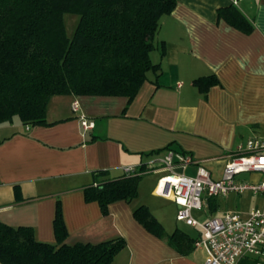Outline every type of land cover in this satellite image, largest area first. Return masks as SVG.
<instances>
[{
	"label": "crops",
	"instance_id": "0c3cea01",
	"mask_svg": "<svg viewBox=\"0 0 264 264\" xmlns=\"http://www.w3.org/2000/svg\"><path fill=\"white\" fill-rule=\"evenodd\" d=\"M230 5L232 0H176L161 19L150 53L160 68L147 72L134 97L58 94L47 102L46 123L26 125L15 116L1 122L0 221L30 226L36 239L56 243L53 220L59 202L65 242L125 240L110 264H202L203 248L183 252L167 238L178 228L195 239L199 230L185 223L186 229L169 225L167 214L176 219L177 206L155 193L166 172L157 163L143 173L135 198L113 201L105 213L97 202L85 200L83 189L98 171L117 177L123 166L144 168L169 150L197 160L176 164L175 173L194 176L202 166L218 179L238 145L264 136V0L234 5L252 24L247 32L218 14ZM210 75L218 82L204 90L196 79L208 81ZM80 114L94 125L84 130ZM214 165L220 167L215 176ZM248 180H264V173L249 172ZM143 187L146 199L140 195ZM229 194L204 199L193 217L205 221L227 210L246 216L251 207L264 208V198L239 205L230 203ZM140 204L160 221L164 237L135 218ZM239 264H264V258L243 257Z\"/></svg>",
	"mask_w": 264,
	"mask_h": 264
},
{
	"label": "trees",
	"instance_id": "16d2710c",
	"mask_svg": "<svg viewBox=\"0 0 264 264\" xmlns=\"http://www.w3.org/2000/svg\"><path fill=\"white\" fill-rule=\"evenodd\" d=\"M175 5L176 0H0V123L14 116L26 125L46 123L47 102L58 94L134 97L147 72L160 68L150 53L162 17ZM67 11L79 15L71 37L62 19ZM218 14L242 31L252 29L234 5L219 8ZM208 77L196 79L204 90L218 82ZM142 175L109 177L98 171L84 187V198L105 213L109 203L137 196ZM133 214L148 231L165 236L146 205ZM53 229L56 243L36 239L30 226L0 221V264H110L125 246L122 237L65 242L59 202ZM167 238L183 252L193 248V237L178 228Z\"/></svg>",
	"mask_w": 264,
	"mask_h": 264
},
{
	"label": "built area",
	"instance_id": "2783aa9c",
	"mask_svg": "<svg viewBox=\"0 0 264 264\" xmlns=\"http://www.w3.org/2000/svg\"><path fill=\"white\" fill-rule=\"evenodd\" d=\"M237 2L232 0L234 5ZM78 107V101L74 100L72 110L76 111ZM79 120L84 130L94 125L84 114L79 115ZM236 149V155L225 164L218 179L202 166L197 168L194 176L172 171L176 164L186 166L197 163L191 154L175 150L150 161L141 170L131 165L122 167L124 173H144L157 163L166 171L158 179L155 193L174 201L178 221L199 230L193 246L206 251L202 264H239L243 257L264 258V208L251 207L246 216L236 210H227L205 221L192 215V210L201 209L203 200L208 197L225 196L231 192L242 194L245 191L264 194V180L245 181L235 177L241 172L264 173V136H254Z\"/></svg>",
	"mask_w": 264,
	"mask_h": 264
},
{
	"label": "rangeland",
	"instance_id": "374dc122",
	"mask_svg": "<svg viewBox=\"0 0 264 264\" xmlns=\"http://www.w3.org/2000/svg\"><path fill=\"white\" fill-rule=\"evenodd\" d=\"M62 19H63V24H64L66 35L68 37H71L73 35L75 28H76V25L78 23L79 15L75 12L67 11V12L63 13ZM211 169H212L213 176H215L219 172L220 167L219 166L217 167L214 165L213 167H211ZM222 169H224V168H222ZM248 175H249V172H241V173L237 174L235 177L237 180L239 179V180L249 181ZM140 195H141L142 199L147 198V192L144 189V187H143ZM260 198H264V196H262L261 193L260 194H253L250 191H245L242 194L230 193L228 195V200L230 201V203H232V204H235V203L238 204L239 203V205H242L245 200L248 204L255 205V204L259 203V201L261 200ZM218 199H221V198L218 197ZM160 202L162 203L165 201L161 200ZM168 215L169 214H167V219H168L169 225H172L171 227H173V225H176L178 227H182L185 229L187 228V226H185L182 221H178L177 219H175L174 215L170 214L169 218H168ZM189 233L192 234L191 232H189Z\"/></svg>",
	"mask_w": 264,
	"mask_h": 264
}]
</instances>
